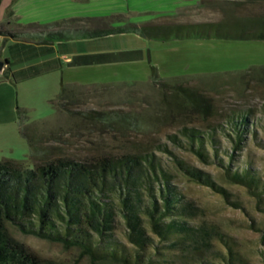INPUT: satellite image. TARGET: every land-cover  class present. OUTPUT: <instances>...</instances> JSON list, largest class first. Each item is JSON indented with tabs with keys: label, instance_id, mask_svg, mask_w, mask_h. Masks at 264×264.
<instances>
[{
	"label": "trees",
	"instance_id": "trees-1",
	"mask_svg": "<svg viewBox=\"0 0 264 264\" xmlns=\"http://www.w3.org/2000/svg\"><path fill=\"white\" fill-rule=\"evenodd\" d=\"M207 2L213 4L218 17L192 19L179 12L140 24L115 14L69 18L52 27L27 23L15 29L10 26L13 14L9 11L7 21L0 23V37L36 45L122 34L156 42L184 39L264 42L263 0H198L195 8L204 9ZM259 71V79L263 80L264 68ZM198 78L163 81L155 67L149 66L148 83L160 89L161 103L169 115L186 118L197 114L202 120L215 116L209 99L194 85ZM114 85L85 87L61 83L50 101L54 120L63 118L71 129L91 128L116 135L126 123L125 116L75 108L85 95L101 94ZM117 85L133 88L138 84ZM224 120L225 127L210 123L204 129L182 126L178 136L168 138L202 163L223 168L228 180L244 187L255 199L257 208L264 212V182L257 172L249 165L233 170L229 164L233 151L243 144L248 115L229 111ZM43 124L31 122L19 126V133L28 145L31 168L11 159L0 161V264H54L32 253L11 236L10 230L58 243L67 250L76 249L81 257L100 264H249L231 238L211 225L190 221L196 218L195 208L172 183L174 175L162 169L151 152L97 150L74 158L64 154L60 147L43 143L58 140L56 131L48 128L47 123L43 130ZM218 136L231 146L226 163L218 156ZM171 156L174 167L187 179L227 195L207 174ZM251 226L262 233L264 240V222ZM261 256L264 261V249Z\"/></svg>",
	"mask_w": 264,
	"mask_h": 264
},
{
	"label": "rangeland",
	"instance_id": "rangeland-1",
	"mask_svg": "<svg viewBox=\"0 0 264 264\" xmlns=\"http://www.w3.org/2000/svg\"><path fill=\"white\" fill-rule=\"evenodd\" d=\"M169 1L185 4L184 14L188 18L208 19L219 16L218 11L214 10L213 4L209 2L206 8L197 10L195 7L198 0ZM47 2L40 5L38 13L33 12L30 15L26 14L27 10H30L29 5H18L13 0H0V23L7 21V12L12 11L13 17L9 21L10 26L15 29L20 25L32 23L33 21L28 22L31 19L41 20L42 23L38 22L41 25L58 26L62 20L52 19L56 5L66 10L74 9L69 5L63 7L57 0ZM161 6L164 7V4L160 0H113L110 3L111 10L123 8L127 11L135 7L136 10L151 14L163 10ZM14 13L21 15V19L15 18ZM140 21L146 20L138 22ZM128 39L122 45L111 46L125 49L120 55H131L137 61L113 68L106 73H61L59 69H48L47 65H39L21 74H14L10 80L1 73L0 161L11 159L24 163L28 168L32 167L27 158L28 145L19 133L21 123L31 122L45 123L41 126L43 130L47 123V127L54 129L58 134V140H44L43 143L60 147L64 154L74 158L97 150L114 153L151 152L161 168L174 175L172 183L195 208L196 218L191 219V222L215 227L235 242L236 249L249 264H264L261 256L264 249L262 233L251 226L253 223L255 226L256 223L264 222V212L257 208L255 199L244 187L231 183L223 168L214 163H202L192 153L177 147L168 138L169 135L178 136V130L182 126L204 129L205 125L210 123L225 127V113H246L249 124L244 141L239 150L233 151L234 155L229 164L233 170L251 166L264 182V79H259V69L264 68V42L217 39L156 42L139 37ZM13 44L23 43L3 42L0 38V61L2 57L14 54L15 50L11 48ZM150 65L155 67L158 78L163 81L189 76L200 77L194 85L209 99L215 116L202 120L197 114L186 118L182 115H169L161 103L160 89L147 83ZM60 82L85 87L102 83L116 84L101 94L85 95L75 108L80 111L118 112L126 117L124 127L113 136V133L99 132L91 128L71 129L63 118L54 120L50 101L58 93ZM120 82H135L138 85L124 88L117 85ZM191 85L193 86V83ZM217 139L220 148L218 156L226 163L229 161L227 154L230 153L231 146L222 136ZM207 150L209 151V148ZM171 155L207 174L227 195L223 196L209 187L187 179L174 167ZM9 232L36 256L54 264H100L81 257L76 249L67 250L58 243L24 236L13 230ZM214 245L223 249L219 243Z\"/></svg>",
	"mask_w": 264,
	"mask_h": 264
},
{
	"label": "crops",
	"instance_id": "crops-1",
	"mask_svg": "<svg viewBox=\"0 0 264 264\" xmlns=\"http://www.w3.org/2000/svg\"><path fill=\"white\" fill-rule=\"evenodd\" d=\"M13 1H15L18 5L20 3H25L26 5H29L28 7H30V10H27L28 13L26 14L31 15V13L33 12L38 13L40 11V5L46 3L48 0ZM58 2H60L63 7L69 5L74 9L66 10V8H61L60 5H56L57 8L56 10H54L56 11L54 12L55 16L52 19L66 20L69 18L104 17L109 15L120 14L123 15L128 22L140 24L143 22L138 21L142 19L149 21L158 16H170L179 12L184 13L185 10V4L178 1L169 0H160V2L164 4V7L161 6L163 10H160L154 14L145 13L141 10H136L135 7L132 9L130 8V10L127 11L123 8L111 10L110 3L113 2V0H57V3ZM144 14L149 15L143 17L142 15ZM14 16L17 19H21V15H19L18 13H14ZM31 21H33L32 23L36 24H38V22L42 23L41 20L32 19L28 22ZM134 36L138 37L134 34H122L90 40L56 42L52 44H13L11 48H14V54H12L11 56L2 57L1 61L5 63V66L1 73L6 76V79L10 80L12 79V76L14 74H21L25 70L34 68L39 65H47L48 69L51 70L59 69L61 73H106L112 70L113 68H119L124 64H131L137 61L131 55H120V52H124L125 49H119L115 46H111L112 44L122 45L125 41L129 40L128 38H130V40H132L131 38H135ZM2 41L6 42V40L3 39ZM139 60L140 58L138 59V61ZM61 83L62 82H60V84ZM62 84L70 85L67 83Z\"/></svg>",
	"mask_w": 264,
	"mask_h": 264
},
{
	"label": "water",
	"instance_id": "water-1",
	"mask_svg": "<svg viewBox=\"0 0 264 264\" xmlns=\"http://www.w3.org/2000/svg\"><path fill=\"white\" fill-rule=\"evenodd\" d=\"M5 66V63L3 61H0V74Z\"/></svg>",
	"mask_w": 264,
	"mask_h": 264
}]
</instances>
